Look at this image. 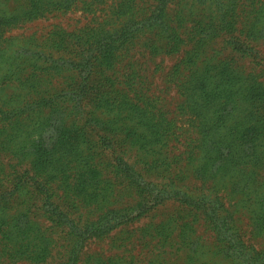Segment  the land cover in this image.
I'll return each mask as SVG.
<instances>
[{
    "label": "trees",
    "instance_id": "1",
    "mask_svg": "<svg viewBox=\"0 0 264 264\" xmlns=\"http://www.w3.org/2000/svg\"><path fill=\"white\" fill-rule=\"evenodd\" d=\"M12 2L17 6L5 0L0 11V152L4 181H15L0 192V264H90L82 261L89 240H111L121 226L169 202L179 209L153 230L155 239L178 231L177 243L194 261L183 239H192L204 221L222 250L243 252L234 218H262L264 145L219 162L212 153L219 138L234 145V134L227 126L231 109L217 116L214 107L239 97V85L245 101H264L260 84L237 74L234 57L226 55L249 56L251 42L263 40L264 0ZM74 11L88 20L78 30L56 28L40 39L12 34ZM148 39L158 56L183 53L163 94L131 62ZM211 40L222 45L213 48ZM172 83L181 95L174 112L166 104ZM33 137L28 170L16 161V147ZM107 189L129 197L99 210L96 201ZM167 247L160 240L155 245Z\"/></svg>",
    "mask_w": 264,
    "mask_h": 264
},
{
    "label": "rangeland",
    "instance_id": "2",
    "mask_svg": "<svg viewBox=\"0 0 264 264\" xmlns=\"http://www.w3.org/2000/svg\"><path fill=\"white\" fill-rule=\"evenodd\" d=\"M12 1L10 0L11 6L16 7L17 4L14 5ZM17 1L24 2V0ZM4 2L5 0H0V11H4ZM87 21L80 11H74L65 15L57 14L46 19L34 21L25 25L21 30L13 31L12 34L22 37L34 35L40 39L46 37L47 34L56 28H62L70 32L78 30ZM218 40H216L217 44H214V40H211L210 44L214 46L213 48H219L222 45V40L219 42ZM155 41L158 42L157 40ZM251 43L250 46L253 47V50L249 56L226 55L234 57L235 61L231 62L237 74L245 79L248 78L249 81H254L253 83L255 84H260L264 92V38L261 41ZM156 44L153 40H143L136 47L138 52L131 62L132 64L136 63V67L140 68L136 70L140 71L141 74H139L141 76L144 73L150 80L154 79L153 90L155 87L158 88L156 94H163L168 81L166 77L178 65L183 53L169 57L166 55L158 56L159 51ZM194 44L195 42H192L190 45L181 48V50L191 49ZM207 51L213 53L212 50ZM150 52L153 53V58L150 56ZM1 74L2 72H0V96L3 95L1 91L4 90ZM246 84L250 83L247 82ZM168 86L172 89L166 94V104L174 112L177 105L181 102V95L180 93L178 94L179 91L174 87L173 83L168 84ZM245 89H241L239 85V97L234 95L231 101L220 100L214 107V113L217 116L224 113L228 114L229 109H231L230 116L227 119V126L232 129L234 134L232 138L234 145H230L229 141H222L219 138L221 141L218 146L219 148L212 152L213 155L221 157L219 162L222 159L225 160L232 152H239L237 157L243 151H249L248 153L253 154L259 149V146L264 145V101H245L241 97L242 90L244 91ZM2 126L4 124L0 123V128ZM50 133H53V131ZM0 134L1 140H4V133L0 131ZM46 137H48V144L56 141L55 138L54 141H49L50 137ZM36 138L22 140L16 147V161L21 159L26 162V165L28 163V167L26 166L28 170L32 166L29 163L36 152ZM101 168L103 169L102 164ZM12 179L10 177L4 181V153L0 152V192L4 193V191L8 190L4 187V182L6 184L7 181H12L8 183L10 187L15 184V181ZM194 184L198 185L195 182ZM107 185L109 186L110 184ZM128 197L129 195L126 190H123L121 193H115L107 189L104 197H99L96 201L97 207L99 210L101 208L113 207L114 204H122ZM118 204L117 206H119ZM178 209L179 205L177 203H166L164 206L157 208L151 215L143 216L139 220L132 221L115 230L111 240L105 239L103 242L89 240L83 251L82 261L86 259L88 263L95 264L98 262L96 258H101L105 264L107 262H111L108 264H264V213L262 214V218L257 221L252 220L248 215L245 216V214L235 216L234 226L237 229V239L242 240L246 246L243 252H241L242 249H239L237 255H232V253L222 250L220 242L216 241V233L207 228L209 226L207 223L198 221V225H195V228H198L195 236L192 239H183L187 242L189 248L195 252L193 253L195 260L189 261L186 259L188 249L181 248L180 243H177L178 231L168 230L162 232L159 238H154L153 230L165 225ZM170 224L171 226H177L178 222L173 220ZM195 237H198L200 240L198 245L194 244ZM159 240L168 247L164 250L155 248ZM249 258L251 260L247 261Z\"/></svg>",
    "mask_w": 264,
    "mask_h": 264
}]
</instances>
